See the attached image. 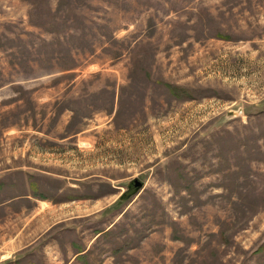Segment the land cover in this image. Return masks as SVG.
I'll return each mask as SVG.
<instances>
[{"label":"rangeland","instance_id":"rangeland-1","mask_svg":"<svg viewBox=\"0 0 264 264\" xmlns=\"http://www.w3.org/2000/svg\"><path fill=\"white\" fill-rule=\"evenodd\" d=\"M19 166L56 206L68 183L112 202L93 264H264V0H0V171ZM2 195L17 264L46 205Z\"/></svg>","mask_w":264,"mask_h":264},{"label":"crops","instance_id":"crops-1","mask_svg":"<svg viewBox=\"0 0 264 264\" xmlns=\"http://www.w3.org/2000/svg\"><path fill=\"white\" fill-rule=\"evenodd\" d=\"M17 169L19 173H14L11 169H3L0 172V196L2 194L15 192V196H9L8 199H4L5 202L14 201L17 197H25L29 200H35L39 203H44L46 205L45 209H40L33 213L31 220L32 223L30 227L26 229L24 226L17 230L16 236L18 239L22 238V245L15 250V256L17 264L19 260H25L27 256H32V264H93L91 263L90 248L93 243L100 236L102 232H105L109 228L107 226L104 228L103 217L104 210L108 207L111 210L110 204L105 205L103 192L92 191V196L86 194L79 197L72 196V189L74 188L71 183H68L69 192L68 198H63L61 204L52 202L51 196L53 195V190L49 193L34 191L20 192L26 188L27 184H30L27 173L29 171L27 167L19 166ZM32 176V175H30ZM44 180L46 179L50 185L55 181V177L51 173L47 175H38ZM19 181L18 183H15ZM14 184H19L20 188L15 191ZM37 186V185H36ZM60 192V190H59ZM79 201L82 205H74L76 209H70L71 206L67 205L72 202ZM37 202V204H39ZM64 206H60V205ZM69 207V208H68ZM59 209V210H58ZM43 211V212H42ZM111 216L114 215L110 212ZM118 215V212L116 213ZM99 222V226H98ZM63 223L68 226H72L73 238L67 240L62 235L51 236V230L57 224ZM95 224V227L92 225ZM33 236L31 241L26 242V236ZM55 235V234H54ZM64 238V239H63ZM53 239V243L51 240ZM7 255L4 259L9 258ZM28 264V262H26ZM94 264H114L110 260H102Z\"/></svg>","mask_w":264,"mask_h":264},{"label":"water","instance_id":"water-1","mask_svg":"<svg viewBox=\"0 0 264 264\" xmlns=\"http://www.w3.org/2000/svg\"><path fill=\"white\" fill-rule=\"evenodd\" d=\"M142 187V181H140L138 178H134L130 180L127 184V189L124 193H122L119 197V199H127L131 195L137 193V191Z\"/></svg>","mask_w":264,"mask_h":264},{"label":"trees","instance_id":"trees-1","mask_svg":"<svg viewBox=\"0 0 264 264\" xmlns=\"http://www.w3.org/2000/svg\"><path fill=\"white\" fill-rule=\"evenodd\" d=\"M131 196H132V195H131ZM131 196H130V197H131ZM130 197H129V198H130ZM129 198H127V199H125V198H124V199H119V202H120V201H126V200H128Z\"/></svg>","mask_w":264,"mask_h":264},{"label":"flooded vegetation","instance_id":"flooded-vegetation-1","mask_svg":"<svg viewBox=\"0 0 264 264\" xmlns=\"http://www.w3.org/2000/svg\"><path fill=\"white\" fill-rule=\"evenodd\" d=\"M242 111V110H241Z\"/></svg>","mask_w":264,"mask_h":264}]
</instances>
